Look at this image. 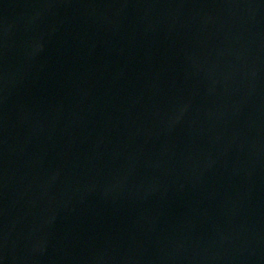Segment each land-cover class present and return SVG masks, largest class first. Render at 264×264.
<instances>
[{
  "label": "water",
  "instance_id": "obj_1",
  "mask_svg": "<svg viewBox=\"0 0 264 264\" xmlns=\"http://www.w3.org/2000/svg\"><path fill=\"white\" fill-rule=\"evenodd\" d=\"M0 264H264V0H0Z\"/></svg>",
  "mask_w": 264,
  "mask_h": 264
}]
</instances>
